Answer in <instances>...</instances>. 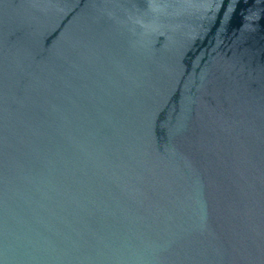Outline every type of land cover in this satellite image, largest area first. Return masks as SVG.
Listing matches in <instances>:
<instances>
[{"label":"water","instance_id":"1","mask_svg":"<svg viewBox=\"0 0 264 264\" xmlns=\"http://www.w3.org/2000/svg\"><path fill=\"white\" fill-rule=\"evenodd\" d=\"M0 264H264V0H0Z\"/></svg>","mask_w":264,"mask_h":264}]
</instances>
